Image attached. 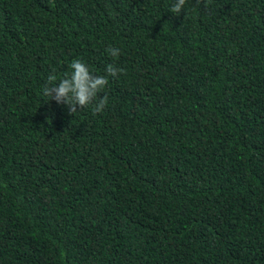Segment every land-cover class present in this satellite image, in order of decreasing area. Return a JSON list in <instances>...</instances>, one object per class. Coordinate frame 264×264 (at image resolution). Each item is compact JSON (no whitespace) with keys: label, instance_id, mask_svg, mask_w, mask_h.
<instances>
[{"label":"trees","instance_id":"obj_1","mask_svg":"<svg viewBox=\"0 0 264 264\" xmlns=\"http://www.w3.org/2000/svg\"><path fill=\"white\" fill-rule=\"evenodd\" d=\"M174 3L0 0V264H264V0Z\"/></svg>","mask_w":264,"mask_h":264},{"label":"clouds","instance_id":"obj_2","mask_svg":"<svg viewBox=\"0 0 264 264\" xmlns=\"http://www.w3.org/2000/svg\"><path fill=\"white\" fill-rule=\"evenodd\" d=\"M185 2L186 0H175L170 12L179 15ZM106 51L113 57L119 54V49L116 48H108ZM119 71L122 70L113 65H108L106 68V72L112 76H115ZM64 74L58 84L55 83L57 81L55 74L48 76V84L44 86L42 93L40 92L44 103L56 108L57 104H64L71 114L88 106H93L94 114L101 112L107 103V97H99L98 93L108 83L107 78L93 75V69L80 60L68 62Z\"/></svg>","mask_w":264,"mask_h":264}]
</instances>
